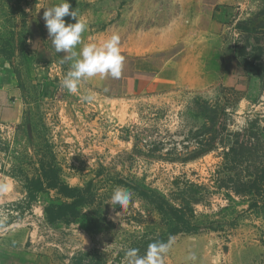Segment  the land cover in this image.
<instances>
[{
    "label": "rangeland",
    "instance_id": "374dc122",
    "mask_svg": "<svg viewBox=\"0 0 264 264\" xmlns=\"http://www.w3.org/2000/svg\"><path fill=\"white\" fill-rule=\"evenodd\" d=\"M61 2L0 0V52L15 60V39L21 46L29 35L26 50L56 84L52 100L38 84L29 87L18 126L1 122L14 131L0 148V175L34 177L50 165L62 182L81 189L90 182L92 202L81 221L59 229L41 225L37 213L23 215L18 201L0 204L21 210L12 219L0 215V234L11 223L39 226L67 264H128L126 252L143 235L148 244L156 235L171 238L163 264H264V192L239 195L218 186L233 173L223 167V152L248 125L260 136L252 147L264 160V0H69L87 25L76 51L117 33L125 57L119 79L96 76L76 93L62 86L70 63L55 51L43 18L44 8ZM89 95L94 99H84ZM220 108L224 133L216 127ZM236 170L246 175L244 167ZM191 184L202 187L193 203L202 229L169 234V217L138 190L177 206L171 192ZM117 187L133 194L125 211L109 204Z\"/></svg>",
    "mask_w": 264,
    "mask_h": 264
},
{
    "label": "trees",
    "instance_id": "16d2710c",
    "mask_svg": "<svg viewBox=\"0 0 264 264\" xmlns=\"http://www.w3.org/2000/svg\"><path fill=\"white\" fill-rule=\"evenodd\" d=\"M223 115L224 108H220L217 112L218 121L216 123L219 133H224L226 131L224 120L221 118ZM253 139L260 140V136L258 133L252 132L249 125L243 130L234 133L232 145L223 152V167H225L226 170L231 169L233 173L227 174L223 179H220L218 181L219 187L229 185L233 193L239 195H246L249 193L251 195H259L264 192V160L261 157V151L252 147L254 145L252 142ZM208 151H210V148L198 150L197 153H206ZM257 153L261 155H257L255 160L251 161L249 157H253ZM238 167L245 168V176L242 174L243 170H236ZM38 172V175L29 178L26 182L27 204L35 199L38 192L54 189L59 197L65 199V201L60 204H50L44 208L46 223L63 222L69 224L75 222L79 216L80 209L89 206L88 204L92 202L90 182L83 189L78 186H70L60 181L56 171L50 165L47 167H44V165L41 166ZM201 188V186L191 184L184 190L171 192L172 198H179L177 206L171 204L169 199L157 192H147L139 189L138 193L160 214L169 217L172 222V226L168 230L169 234L196 233L202 228L194 221L193 203L197 201L194 198L196 193L194 190ZM190 190L193 192V196L185 194L189 193ZM145 238L146 236L143 235L131 245V249L138 250V255L140 256L145 254L149 246ZM154 241L164 242V236L156 235Z\"/></svg>",
    "mask_w": 264,
    "mask_h": 264
},
{
    "label": "crops",
    "instance_id": "0c3cea01",
    "mask_svg": "<svg viewBox=\"0 0 264 264\" xmlns=\"http://www.w3.org/2000/svg\"><path fill=\"white\" fill-rule=\"evenodd\" d=\"M25 42L19 45L15 39L14 55L17 61L7 58L0 52V122H6L18 126L22 120L23 108L25 109L29 101V87L38 84L42 93H46L47 98L53 99L52 90L54 84L51 74L39 66L35 56L26 50L30 43V36H25ZM29 42V43H28ZM187 54L179 58L176 63V74L179 75L181 64L185 61ZM214 77V75H213ZM216 77L214 78V81ZM52 89V90H51ZM13 166L16 164H12ZM32 176L23 174L19 177L8 178L0 175V204L6 202H17L25 208L32 209L34 213L41 216V220L46 223L44 208L54 199L56 204L65 201L54 189H47L36 194L35 199L27 204L26 182ZM8 180L10 181L8 183ZM73 180V179H72ZM4 182L6 185H4ZM68 184L67 182H65ZM2 191V187H8ZM70 185V184H68ZM2 186V187H1ZM72 186V185H70ZM80 209L76 221L82 220ZM75 222L65 224L63 222L46 223L49 227L57 229ZM59 227V228H58ZM32 229V230H31ZM11 228L0 234V264H67L69 258H58L57 252L49 249V243L42 230L39 228ZM56 246V245H55ZM70 255V254H69Z\"/></svg>",
    "mask_w": 264,
    "mask_h": 264
},
{
    "label": "clouds",
    "instance_id": "9594fccd",
    "mask_svg": "<svg viewBox=\"0 0 264 264\" xmlns=\"http://www.w3.org/2000/svg\"><path fill=\"white\" fill-rule=\"evenodd\" d=\"M43 18L57 53H66L63 63H70V70L62 80V86L69 93H76L81 81L100 76H111L119 79L122 75L125 57L120 50V36L113 33L102 43L85 44L79 51L76 48L82 42V34L86 31V23L79 19L76 11L71 8L69 0H62L58 5L44 8ZM70 16L75 23H66L64 17ZM84 99L92 100L94 97L85 96ZM133 194L122 187H117L109 204L125 211L132 202ZM84 243V238L81 235ZM172 240L168 242H154L149 244L143 256L138 255V250L129 249L126 252L128 264H163V257L169 252ZM194 259V257H193Z\"/></svg>",
    "mask_w": 264,
    "mask_h": 264
},
{
    "label": "built area",
    "instance_id": "2783aa9c",
    "mask_svg": "<svg viewBox=\"0 0 264 264\" xmlns=\"http://www.w3.org/2000/svg\"><path fill=\"white\" fill-rule=\"evenodd\" d=\"M10 130H13L14 131V128L13 127H11V126H7V125H5V123H1L0 122V148L1 147H3V146H8L9 144H11V142H12V137H11V135H9V132L8 131H10ZM1 161H3V159H1ZM20 205V204H19ZM23 209V210H22ZM21 210L22 211H24L23 212V215H25V214H27V213H29L30 214V216H33L35 213H34V211L32 210V209H29V208H25L24 206H23V208H21ZM21 210H19V209H17V207L15 206V205H13V204H6L5 206H2L1 208H0V215H5V216H8L7 218L8 219H12V218H14V216H16V215H18L19 213H20V211ZM25 218V217H24ZM33 222H35V221H33ZM33 222L32 223H27L26 225H33ZM41 222V225H47L44 221H40ZM33 226H35V225H33ZM32 226V227H33ZM21 227H24V226H21ZM26 227H28V226H26ZM36 227V226H35ZM34 227V228H35ZM6 228L7 229H11V228H13V225H12V223L10 224V225H8V226H6ZM37 228H39V226L37 227ZM6 229V230H7Z\"/></svg>",
    "mask_w": 264,
    "mask_h": 264
}]
</instances>
